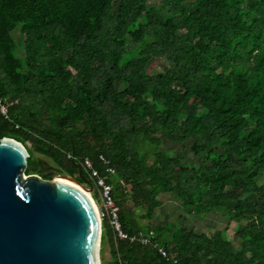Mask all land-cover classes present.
I'll return each mask as SVG.
<instances>
[{"label": "trees", "instance_id": "obj_1", "mask_svg": "<svg viewBox=\"0 0 264 264\" xmlns=\"http://www.w3.org/2000/svg\"><path fill=\"white\" fill-rule=\"evenodd\" d=\"M0 95L27 174L38 153L96 188L103 156L122 230L167 254L108 211L103 264H264V0H0ZM164 194L184 212L156 223ZM212 213L223 228L182 224Z\"/></svg>", "mask_w": 264, "mask_h": 264}, {"label": "water", "instance_id": "obj_2", "mask_svg": "<svg viewBox=\"0 0 264 264\" xmlns=\"http://www.w3.org/2000/svg\"><path fill=\"white\" fill-rule=\"evenodd\" d=\"M28 158L21 141L1 138L0 264H102V219L91 196L40 178L55 173L40 160L37 175H26Z\"/></svg>", "mask_w": 264, "mask_h": 264}, {"label": "rangeland", "instance_id": "obj_3", "mask_svg": "<svg viewBox=\"0 0 264 264\" xmlns=\"http://www.w3.org/2000/svg\"><path fill=\"white\" fill-rule=\"evenodd\" d=\"M159 1L160 0H149L150 3H159ZM12 34H13V37L15 38V40L18 42L19 35H20V32H19L18 28L15 29L12 32ZM18 54H19V52L17 53V55ZM160 64L161 63H155L153 65V67L157 68V69H160L161 68ZM118 88L122 89V87H118ZM163 140H164L163 144H164L165 147L173 148L177 152L180 151L177 146L171 145L165 139H163ZM26 146L29 147L30 146L29 143H27ZM34 157L39 159L43 163V165L46 164L47 166L52 167V168L55 169L54 164L52 163V161L49 158H47V157H45V156H43L41 154H38V153H34ZM187 158L188 159H192V155L191 154H187ZM47 166H45V167H47ZM31 172L32 171H30V173ZM25 174L28 175L27 171L25 172ZM33 174H35V173H33ZM53 176H55V178H56V176H57L56 172L54 174H52V176H48L45 173V177H49L50 180L53 179ZM80 185H82V184H80ZM82 186H84L86 188L87 185H82ZM97 191H98V189L95 188V192H97ZM94 197H95V194H94ZM161 199H162V205L158 208V213L154 217V222L160 223V222H165V221H173V220L178 219L179 214L181 212H184L180 208L181 201L179 199H177L176 197H173L170 194H164V195L161 196ZM97 201L99 202V204L102 203L100 198L99 199L97 198ZM128 203L132 204V201H129ZM150 220L151 219H144V220H142V222L144 224H148L150 222ZM182 224H186L189 227L194 228V229L199 231V230H208V229H211V228H223L224 225H225V220L221 217V215L219 213H212V214H209L208 216H205V218L203 220H201V219H199V218H197L195 216L194 217L193 216H191V217L187 216V219ZM226 234H227L228 238H231L232 227L230 229L228 228V230H226ZM100 258H101L102 264H103V261L110 262L112 260V256H111V253H110V248H109V244L108 243H106V245L104 247L101 245Z\"/></svg>", "mask_w": 264, "mask_h": 264}, {"label": "built area", "instance_id": "obj_4", "mask_svg": "<svg viewBox=\"0 0 264 264\" xmlns=\"http://www.w3.org/2000/svg\"><path fill=\"white\" fill-rule=\"evenodd\" d=\"M13 103L16 102H8L6 99H4L0 95V111L2 115H4L6 118H8V108L11 106ZM100 160L102 161L103 165L107 167L106 172L107 175L105 176H100L98 170L94 168V163L90 158L85 159V167L87 169V172L96 179V188L98 189L97 192H93V196L95 193L99 194V197H94L97 208L100 214L101 219H103L104 216H106L107 212L109 211L110 214H112V220L111 222L114 224L116 230L118 231L119 238L121 240H128L131 244H137L140 243L141 245H151L157 248L158 254L163 258L167 259V254L166 252L156 243H152L151 239L147 236H143L141 234L138 235H129L128 232L123 231L121 228V225L118 220V211L119 207L116 205L115 201L113 200L111 196V192L113 189V186L111 183H109V179L112 175L115 174V169L110 166V161L105 159L103 156H100ZM97 198L102 201L101 204L97 201ZM151 236H154V232H150Z\"/></svg>", "mask_w": 264, "mask_h": 264}, {"label": "bare ground", "instance_id": "obj_5", "mask_svg": "<svg viewBox=\"0 0 264 264\" xmlns=\"http://www.w3.org/2000/svg\"><path fill=\"white\" fill-rule=\"evenodd\" d=\"M55 180H58V181H61L65 184H68V185H73L75 187H78L84 191H86L89 196H91V198L93 199V201L95 202V206L97 207V204H96V201H95V198L94 196L92 195V193L90 192V190L88 188H85L84 186L80 185V184H77L76 182H74L73 180L67 178V177H64V176H56V178H54Z\"/></svg>", "mask_w": 264, "mask_h": 264}, {"label": "flooded vegetation", "instance_id": "obj_6", "mask_svg": "<svg viewBox=\"0 0 264 264\" xmlns=\"http://www.w3.org/2000/svg\"><path fill=\"white\" fill-rule=\"evenodd\" d=\"M42 175H45V174H42Z\"/></svg>", "mask_w": 264, "mask_h": 264}]
</instances>
